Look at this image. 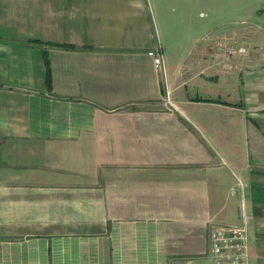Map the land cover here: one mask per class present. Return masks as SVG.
Wrapping results in <instances>:
<instances>
[{"label":"crops","instance_id":"1","mask_svg":"<svg viewBox=\"0 0 264 264\" xmlns=\"http://www.w3.org/2000/svg\"><path fill=\"white\" fill-rule=\"evenodd\" d=\"M210 5L0 0V264L203 259L242 212L264 264V52Z\"/></svg>","mask_w":264,"mask_h":264},{"label":"rangeland","instance_id":"2","mask_svg":"<svg viewBox=\"0 0 264 264\" xmlns=\"http://www.w3.org/2000/svg\"><path fill=\"white\" fill-rule=\"evenodd\" d=\"M210 4L208 15L225 22L230 44L244 54L264 52V0H210Z\"/></svg>","mask_w":264,"mask_h":264},{"label":"built area","instance_id":"3","mask_svg":"<svg viewBox=\"0 0 264 264\" xmlns=\"http://www.w3.org/2000/svg\"><path fill=\"white\" fill-rule=\"evenodd\" d=\"M148 54L154 68L163 70L160 45L149 49ZM247 223V215L242 212L240 224H213L209 232V250L203 259L187 257L177 264H249Z\"/></svg>","mask_w":264,"mask_h":264},{"label":"trees","instance_id":"4","mask_svg":"<svg viewBox=\"0 0 264 264\" xmlns=\"http://www.w3.org/2000/svg\"><path fill=\"white\" fill-rule=\"evenodd\" d=\"M47 81L49 82V70H47Z\"/></svg>","mask_w":264,"mask_h":264}]
</instances>
